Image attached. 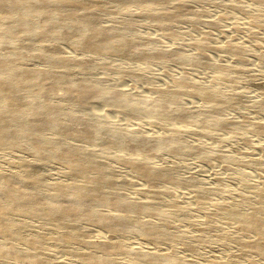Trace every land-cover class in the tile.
<instances>
[{
    "label": "bare ground",
    "instance_id": "6f19581e",
    "mask_svg": "<svg viewBox=\"0 0 264 264\" xmlns=\"http://www.w3.org/2000/svg\"><path fill=\"white\" fill-rule=\"evenodd\" d=\"M101 1L89 5L87 0H0V151L13 154L23 150L32 156L31 160L26 158L28 161L18 157L15 172L0 170V263L22 260L34 264H74L51 256L48 248L52 241L24 232L29 228L27 220H35L39 226H48L55 231L56 236L52 233L55 247L83 234L79 225L82 221L103 230V236H96L97 242L86 240L85 250L75 254L76 260L84 264H223L220 261L198 263L187 260L178 256L173 246L159 248L171 240L183 242L184 239L183 235H176V227L171 224L172 216L180 211L177 203H171L175 199L171 198V202L168 199L170 204H163L167 201L155 202L156 196H171L170 186L188 188L191 184L176 177L171 168H159L148 160L163 149L174 154L192 152L194 147L186 144L183 133L174 124L176 121L196 134L209 132L212 127L232 129L220 118V110L226 104V107L235 106L237 101L227 102L215 89L208 90L210 86H191L193 89L189 91L190 85L184 76L175 81L173 88H159L154 97L143 98L105 89L98 78L71 77L69 70L72 68L103 71L114 68L119 76H136L137 71L121 65L114 67L108 62H96L94 57L100 54L122 55L143 65L168 55L155 47L146 35L130 36L118 23L102 25L94 8L102 9ZM113 1L122 8L146 7L147 15L160 25L185 16L181 0ZM57 41L68 42L73 50L84 55L76 58V55L63 54L58 47L48 49L39 45ZM201 42L197 41L194 46L202 49L204 43ZM233 47L226 46L223 51L232 52ZM27 53L31 59L39 61L38 66L24 64ZM214 68L220 77L224 69ZM58 89L63 91L65 100L75 105L78 98H96L115 103L119 108L144 112L149 122L170 123V126L161 134L141 136L133 130L110 125L101 116L82 118L75 110H65L59 104L61 101L55 100ZM183 95L204 101L207 109L194 113L179 106L177 100ZM75 123L83 124L82 129L74 130ZM254 130L264 133L260 124H256ZM68 138L89 144L68 141ZM107 148L124 153L126 156L121 153L117 160L138 174L145 185L166 182L169 186L165 187V184L163 189L157 186L159 191L145 185L136 187L135 193L143 199H126L124 183L117 180L119 174L102 156ZM52 161L65 164L67 180L48 182L38 173L41 166ZM197 197L204 201L201 192ZM242 202L239 200L236 205ZM234 209L231 216L253 237L243 240L242 249L264 258V218L258 216L253 207L246 214ZM132 231L154 248L138 250L135 258L129 254L133 259L123 262L118 255L130 251L124 238Z\"/></svg>",
    "mask_w": 264,
    "mask_h": 264
},
{
    "label": "rangeland",
    "instance_id": "374dc122",
    "mask_svg": "<svg viewBox=\"0 0 264 264\" xmlns=\"http://www.w3.org/2000/svg\"><path fill=\"white\" fill-rule=\"evenodd\" d=\"M99 1L87 0L89 5ZM101 2L102 9L94 8L98 11L97 15L102 25L118 23L130 36L146 35L145 37L150 38L155 47L168 55L166 58L143 65L122 55L100 54L94 57L96 62H108L114 67L121 65L128 70L137 71L136 76H119L114 68L106 71L72 68L69 70L71 77H90L95 80L98 78L105 89L134 98H143L154 97L156 89L173 88L175 81L184 76L190 85L187 87L189 91L193 89L191 86L198 85L202 88L210 86L208 90L215 89L214 91L225 96L226 101L232 99L237 101L235 106L226 107V104L220 110V118L229 123L232 129L221 130L212 127L209 132L196 134L193 130L185 128L183 123L176 121L174 124L180 129L179 132L183 133L186 144L194 147L192 152L174 154L163 149L148 160L150 164L159 168H171L176 177L191 184L188 188L170 186L171 196L159 194V197L154 198L156 200L154 201H160L159 203L167 201L163 204H170L169 202L175 199L171 203H177L180 211L172 216L171 224L176 227V235H183L184 239L183 242L171 240L168 245L159 248L168 249L173 246L178 256L198 263L220 261L223 264H264V258L257 253L242 249L243 242L247 238L251 240L252 234L246 233L237 219L230 214L234 208L237 210L241 205L239 212L249 213L253 207L258 216L264 218V133H257L254 130V126L260 124L264 131V0H181L185 6L184 18L168 20L161 25L154 23L147 15L146 7L132 5L122 8L113 0ZM168 6L169 4L165 7ZM197 41H203L202 49L194 46ZM39 45L48 49L60 48L58 50L63 54L76 55V58L84 55L73 50L65 41L41 42ZM226 46H234L235 50L225 52L223 48ZM27 55L29 54H26L24 61L26 66L39 65V61ZM214 67L224 69L221 72L222 76L217 77L219 72L217 71V74ZM55 100L61 101L59 104L66 108L65 110H75L82 118L89 119L92 116L90 119H95L101 116L108 124L133 130L141 136H154L158 132L161 134L170 126V123L149 122L150 119L144 112L119 108L120 106L115 103L96 98H78L75 105L63 98L61 89L55 91ZM177 101L179 106L194 113L207 109L204 101L187 95L179 97ZM82 125L75 123L73 129L80 130ZM68 139L65 140L89 144L81 139L80 141L76 138ZM104 150L102 156L110 161L111 167L119 174L117 180L124 183L125 198L142 200L143 196L137 195L135 189L146 183L144 184L133 170H129L117 160L124 153L114 148ZM18 157L25 161L32 159L31 154L23 150L13 154L0 151V170L6 173L17 171ZM38 173L48 182L68 179L65 164L58 161L41 166ZM164 185L169 186L166 182H158L144 187H153L159 191ZM200 192L204 195L205 199H202L204 201L197 197ZM239 200L244 202L238 206L236 203ZM26 224L29 227L24 231L26 234L43 236L52 241L48 250L54 259L68 263L72 261L74 264H84L76 260L75 254L85 250L87 247L85 241L97 242L96 236H103L104 233L93 223L82 221L79 225L84 232L76 237L79 239L64 241L59 247H55L53 239L56 235L52 228L39 226L40 223L35 220H27ZM125 237L130 251L118 255L123 262L132 260L138 250L142 251L143 248V251L153 250L151 249L153 246L145 243L134 231ZM129 254L130 256L132 254V257ZM0 264L34 263L20 260L17 263Z\"/></svg>",
    "mask_w": 264,
    "mask_h": 264
}]
</instances>
